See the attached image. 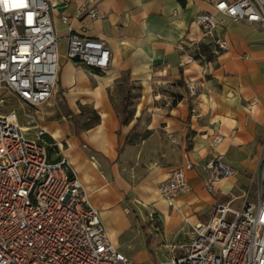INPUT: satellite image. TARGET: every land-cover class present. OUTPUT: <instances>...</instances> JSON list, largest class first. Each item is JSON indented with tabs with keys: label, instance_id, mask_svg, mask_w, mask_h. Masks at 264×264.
Masks as SVG:
<instances>
[{
	"label": "crops",
	"instance_id": "0c3cea01",
	"mask_svg": "<svg viewBox=\"0 0 264 264\" xmlns=\"http://www.w3.org/2000/svg\"><path fill=\"white\" fill-rule=\"evenodd\" d=\"M85 1L61 0L53 9L59 83L39 111L38 127L58 143L103 225L102 217H144L147 211L160 224V245L187 243L192 226L207 223L218 205L234 208L242 201L264 158V27L218 15L226 27L217 34L229 50L216 54L195 24L197 15L215 13L216 0H95L104 19L74 20ZM71 31L106 43L112 55L107 71L68 59ZM207 52L215 63H203ZM190 57L194 62L185 64ZM128 93L137 95L123 125ZM91 113L99 123L88 126ZM217 136L224 141L214 148ZM215 155L237 175L210 192L203 166ZM186 161L195 166L188 174L191 190L170 205L159 187ZM114 208L117 213L107 214Z\"/></svg>",
	"mask_w": 264,
	"mask_h": 264
},
{
	"label": "built area",
	"instance_id": "2783aa9c",
	"mask_svg": "<svg viewBox=\"0 0 264 264\" xmlns=\"http://www.w3.org/2000/svg\"><path fill=\"white\" fill-rule=\"evenodd\" d=\"M60 1L0 0V92L9 90L35 110L25 126L16 112H0V264H133L107 236L99 210L70 163L50 161L45 133L38 127L39 111L59 83L60 48L52 13ZM213 7L214 14L197 15L195 24L214 42L216 54L229 50L228 41L217 34L226 27L218 15L264 27V0H216ZM105 17L95 0H86L73 19ZM62 21L69 25L71 19L63 16ZM111 56L103 41L71 31L69 60L107 71ZM193 62L190 57L185 64ZM189 88L194 94L196 87ZM4 105L1 100L0 109ZM223 141L217 136L212 146ZM194 168L186 161L159 188L170 205L190 192L188 174ZM203 170L210 192L237 175L222 155L212 157ZM254 182L253 196L245 190L240 209L218 205L207 223L192 226L190 242L169 247L172 256L164 264H264V158ZM149 219L159 233L156 217L150 214Z\"/></svg>",
	"mask_w": 264,
	"mask_h": 264
},
{
	"label": "rangeland",
	"instance_id": "374dc122",
	"mask_svg": "<svg viewBox=\"0 0 264 264\" xmlns=\"http://www.w3.org/2000/svg\"><path fill=\"white\" fill-rule=\"evenodd\" d=\"M201 60H203L204 64L209 61L207 55H204ZM215 61L216 59L212 62L215 63ZM136 95L137 94H132V96H130L127 100L129 109L126 110L124 115L126 119L133 116V110L130 107L133 103V97H136ZM1 100H4L5 105L4 108L0 109V112L4 114L16 112L19 115L21 124L24 126L26 125L28 117H32L35 114L34 109H31L26 104L18 100L9 90H3L0 92V101ZM29 136L33 137L34 132L29 133ZM55 144L58 146V143L55 142ZM52 149L55 159L61 157L60 149H57L55 146ZM134 167L131 169L132 172L134 171ZM136 168H140V166ZM144 168L145 167L142 166V169ZM257 173L258 171L251 176L252 182L249 187V189H251V196H253L256 188L254 180ZM127 201L129 202L130 200L127 199ZM241 205L242 201H238L234 204V208L239 209ZM126 206L130 208L129 205H125L124 207ZM118 209H122V207L120 206ZM118 209H111L107 214L111 216L117 213ZM137 213L138 217H136V215L134 217H102L108 235L113 238L114 242H116L117 249L127 258L131 259L133 264H164L168 262L172 254L169 248L167 249L160 245L159 236L156 234L155 228L150 222L149 212L144 211V217H141L139 212ZM154 217L156 216L154 215ZM157 225L160 226L159 222H157Z\"/></svg>",
	"mask_w": 264,
	"mask_h": 264
},
{
	"label": "trees",
	"instance_id": "16d2710c",
	"mask_svg": "<svg viewBox=\"0 0 264 264\" xmlns=\"http://www.w3.org/2000/svg\"><path fill=\"white\" fill-rule=\"evenodd\" d=\"M205 54H207V56H208V60H209V61H213V60L215 59V56H214L212 53L207 52V53H205ZM126 84H128V83H126ZM130 94H131V93H128L127 96H126V99H125L126 104H127V100H128L129 97H130ZM127 107H128V104H127V106H125V108L123 109V112H122V113H123V125L127 124L128 121H129V119H130V118L126 119V118L124 117V115H125V113H126V110L128 109ZM89 120H90L89 122L86 121V123H87L88 126H93V125L99 123V117H98L97 115H95L94 113H91V114H90ZM43 141H44L45 144L47 145L48 156H49L50 161H52V162H59V161H61V160H62L61 157L55 159V158H54V155H53V153H52V152H53V149H52V148H53L54 146H55L57 149H59V147L55 144V141H54L52 138L47 137V135H44V137H43Z\"/></svg>",
	"mask_w": 264,
	"mask_h": 264
}]
</instances>
